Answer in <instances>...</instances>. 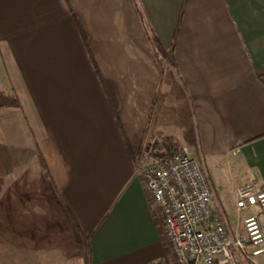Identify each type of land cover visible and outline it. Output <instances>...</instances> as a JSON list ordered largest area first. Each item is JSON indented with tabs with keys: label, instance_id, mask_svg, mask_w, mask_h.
Masks as SVG:
<instances>
[{
	"label": "crops",
	"instance_id": "1",
	"mask_svg": "<svg viewBox=\"0 0 264 264\" xmlns=\"http://www.w3.org/2000/svg\"><path fill=\"white\" fill-rule=\"evenodd\" d=\"M166 138L239 231L215 183L264 184V0H0V264L88 237L90 264H178L142 176Z\"/></svg>",
	"mask_w": 264,
	"mask_h": 264
},
{
	"label": "built area",
	"instance_id": "2",
	"mask_svg": "<svg viewBox=\"0 0 264 264\" xmlns=\"http://www.w3.org/2000/svg\"><path fill=\"white\" fill-rule=\"evenodd\" d=\"M142 176L178 264H240L264 254V184L235 188L239 231L232 234L212 209L210 182L187 147L147 163Z\"/></svg>",
	"mask_w": 264,
	"mask_h": 264
},
{
	"label": "rangeland",
	"instance_id": "3",
	"mask_svg": "<svg viewBox=\"0 0 264 264\" xmlns=\"http://www.w3.org/2000/svg\"><path fill=\"white\" fill-rule=\"evenodd\" d=\"M159 156H160V160L164 159L162 154ZM195 159L200 163L198 158H195ZM201 166L203 167L204 171L207 172L208 168L205 167L203 163H201ZM218 171L220 174L217 179L218 181L215 183V186L217 187V193H216L214 200L216 202H222L227 208H230V211H232V214H233L232 219L235 221L237 220V213L234 208L235 207L234 206L235 205L234 191L232 188V183L230 182L228 167L226 165L221 166ZM208 172H209V175L211 176L209 177L210 183L213 181L215 182V177H214V174L211 173L210 167L208 169ZM222 185H223V189L222 188L219 189V187Z\"/></svg>",
	"mask_w": 264,
	"mask_h": 264
},
{
	"label": "trees",
	"instance_id": "4",
	"mask_svg": "<svg viewBox=\"0 0 264 264\" xmlns=\"http://www.w3.org/2000/svg\"><path fill=\"white\" fill-rule=\"evenodd\" d=\"M91 60H92V63L94 65V68L96 70V72L99 74V71H98V68L95 64V62L93 61L92 57H91ZM165 147H166V152H167V158L165 160H168L171 155L176 152L179 148L168 138L165 139ZM41 162H42V165L44 166V168L46 169V166H45V163H44V160L41 159ZM46 173H47V169H46ZM84 264H90L89 263V237L86 238V241H85V254H84Z\"/></svg>",
	"mask_w": 264,
	"mask_h": 264
}]
</instances>
